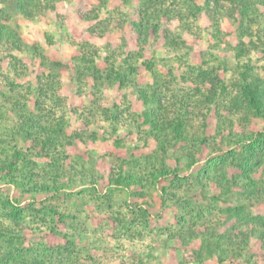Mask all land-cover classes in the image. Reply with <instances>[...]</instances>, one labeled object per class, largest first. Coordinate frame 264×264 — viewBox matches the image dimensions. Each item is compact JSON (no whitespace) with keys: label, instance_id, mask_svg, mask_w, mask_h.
<instances>
[{"label":"rangeland","instance_id":"1","mask_svg":"<svg viewBox=\"0 0 264 264\" xmlns=\"http://www.w3.org/2000/svg\"><path fill=\"white\" fill-rule=\"evenodd\" d=\"M172 1L174 0L166 1L167 5L170 4V8L173 5ZM182 1L173 2L182 7V14H169L168 18L161 17L158 33L149 31L146 43L141 45L137 43V36L132 27V23L140 21L138 0H59L54 3L53 10H45L30 20L20 15H10L8 26L16 31L22 44L29 48L11 53L21 62L17 66L18 75L7 66L6 61L1 64L0 75L22 86L30 84L35 88L38 86L39 76L44 80L49 74L47 69L40 66L39 55L44 57L46 63L64 64V67L54 72L57 78L53 80V92L45 99L44 107L46 110L51 108L56 119L62 118L66 124L67 135H79V138L72 139L73 143L66 148V151L71 163H76L77 156L83 157L84 160H93L95 176L102 177V180H98L99 192L95 198L100 195L103 197L109 191L105 189L108 176L117 173L119 159L131 160L133 157H140V162L142 163L143 160L144 165H146L145 160L148 161L149 168L150 165H158L160 160L155 156L156 143L144 133L148 127L140 126V120H135L133 117L142 112V105L134 94L133 86L95 84L91 77L76 76L75 58L80 55V46L84 42L94 47L87 49L88 52L97 50L95 63L99 69L104 70L107 67L104 62L106 57H109L116 68L122 66L126 68L128 63L136 69L135 74L130 75V79L133 78L139 88L145 89L147 95L158 86L159 93L170 105L181 96L188 98L191 111L196 107L195 103L199 102L200 97L195 85L198 83L196 78L198 70L213 68L223 84L229 87L232 95L235 90L231 85L235 79H238L239 72L243 70L245 64L252 68L254 77L264 82V51H262L264 47L261 44V40L264 42V7H258L259 16L253 18L251 25L244 21L241 30L248 28L247 32L252 34V41L257 42L259 47L257 50H249L246 52L248 54L245 52L243 54L239 42L248 44L250 37L239 36L236 22L239 14L238 11L232 10V3L229 0H219V2L194 0L204 10L197 19L187 14ZM96 15L97 20L84 19V17L95 18ZM208 15L214 18L217 27L213 25ZM92 26L97 28V35L103 34L102 37L88 33ZM216 30H219L218 34ZM164 33H168L169 37L177 42H184L186 46L177 49L167 47L163 38ZM32 46H37L36 52L31 49ZM238 49L242 54L240 58L235 55ZM6 54L8 52L0 48V56ZM87 58L89 59L88 56ZM125 59H128L127 63ZM149 62L152 65H149ZM144 65L150 67L146 69ZM82 67L83 65L80 68ZM190 67L193 68V73ZM183 77L186 80H183ZM5 83L6 80L0 78V88ZM200 90L206 92L205 86ZM50 97L52 99H49ZM29 99V109L32 110L34 97L30 94ZM211 108L212 111L207 115L204 108L195 109L192 122L196 130L203 117H206L207 136H214L216 133L217 118L214 106ZM112 109L118 112L119 117L115 126L107 119L109 118L107 110ZM220 114L225 118L227 125L224 128V135L227 134L230 122L234 133H240L242 125H245L248 133L264 131L263 118L245 115L242 112L240 115L243 124L240 125L238 115H230L225 110H221ZM41 120L52 122V119L44 114ZM215 139L219 142L221 137ZM208 153L207 149H204L201 155H197L199 162L186 170L185 175H196L207 163ZM169 154L166 163L173 167L175 163L171 157L172 152ZM152 155L154 157L149 158ZM70 160L65 163L70 164ZM36 162L43 165L46 160L37 159ZM180 165H185L184 159ZM130 169L135 170L132 169V165L123 167L124 171ZM227 171L229 174L237 172L231 167H228ZM251 177L257 182V192L242 195L233 193L218 200L214 214L209 218L213 220L215 227L224 230L231 226L230 222H223L225 216L219 211L226 206L234 205L238 200H250L251 205L247 210L255 216H264V158L259 167L252 172ZM210 185L211 191L208 192V197L219 192L213 184ZM0 191L4 197L18 203L20 207H26L28 204L38 207L40 202H45L68 215L66 219L68 225H63L56 217L53 221L45 218L44 222L41 220V215L25 212L26 214L19 221L28 228L24 231L25 245L33 244L36 250L44 249V246L56 247L65 244L60 234H67L75 245L77 264H185L184 262L193 258L196 245H182L177 233L176 208L171 207V202H168L166 208L159 207V189L147 192L144 199L132 198L127 192L116 191L112 195V209L107 210L106 204L100 201L101 199L98 200L100 212L96 211L95 203L91 201L94 195L89 192H82L79 196L68 200L62 197L49 200L44 194L30 195L3 185H0ZM72 192L74 195L77 190L72 189ZM190 197L196 199L199 195L195 193ZM208 199L209 202H213ZM135 203L149 210L151 216L146 222L136 218L135 208L132 207ZM148 204L151 206L148 207ZM76 216L78 219H72ZM114 217L123 218L124 224L112 221ZM9 218L13 220L12 217ZM0 219L9 221L4 213L0 214ZM251 228L254 227L241 225V230L244 232H248ZM52 229L56 230L55 233H52ZM255 229L264 232V227ZM248 259H250L249 263ZM239 264H264V249L261 248L256 236L250 237L247 254L243 255Z\"/></svg>","mask_w":264,"mask_h":264},{"label":"trees","instance_id":"2","mask_svg":"<svg viewBox=\"0 0 264 264\" xmlns=\"http://www.w3.org/2000/svg\"><path fill=\"white\" fill-rule=\"evenodd\" d=\"M58 1L0 0L2 6L0 8V48L8 52L6 56H0V69L1 64L6 61L7 66L18 75L17 66L21 62L11 53L29 48L22 44L16 31L8 26L10 15H20L30 20L45 10H53L54 3ZM138 1L140 21L132 23V27L137 36V43L140 45L146 43L149 31L158 33L161 17L168 18L169 14H182V7L174 4L175 0L171 2L172 8L169 7L170 4H166L167 0ZM229 1L232 3L233 9H231L238 11L239 14V19L236 21L239 36L250 37L248 44L239 42L240 49L243 50V54L251 49L257 50L259 46L257 42L252 41V34L247 32L248 28L243 31L241 28L244 26V21L251 25L253 18L259 16L258 7H264V0ZM182 3L187 14L196 19L204 11L203 7L197 5L194 0H183ZM96 17L97 15L95 18L84 17V19L93 21V19L97 20ZM209 19L215 27L218 26L216 21H213L214 18L209 16ZM149 22L152 26H149ZM216 32L218 34L219 30ZM88 33L97 35V28L92 26ZM102 35L100 33L97 36L102 37ZM169 36L168 33H164L163 36L167 47L177 49L186 46L184 42H177ZM261 44L264 47L262 40ZM92 47L88 42L80 46V55L75 58L76 76L91 77L95 84L133 86L134 94L142 105V112L133 117L135 120H140V126L148 127L144 133L156 143L155 156L157 160H160L159 164L150 165L149 168L145 157L143 159L146 165L143 160L142 163L140 162V157H133L131 160L119 159L117 173L108 176L105 189L109 191L103 197L100 195L95 198L99 192L98 180H102V177L95 176L93 160H84L83 157L77 156L76 163H71V158L66 151V148L72 145V139L79 138V135H67L66 124L62 118L56 119L52 109L46 110L44 107L45 99L53 92V80L57 78L54 72L64 67V64L46 63L44 57L39 55L40 66L47 69L49 74L44 80L39 76L38 86L35 88L30 84L22 86L0 75V78L6 80L0 88V185L13 187L30 195L44 194L49 200L61 197L68 200L79 196L82 192H89L94 195L91 201H94L97 212L101 211L97 203L99 199L106 204L107 210L112 209V195L116 191L127 192L132 198L144 199L147 192L159 189V207L166 208L168 202H171V207L176 208L177 233L182 245H196L192 260L184 262L185 264H239V260L245 253L247 254L251 236H256L261 243V248L264 249V232L255 229L264 227V216H255L247 210V207L251 205L250 200H238L234 202V205L220 209L219 213L225 216L223 222L231 223V226L224 230L218 229L213 220H209L214 214L217 201L222 200L223 196L257 192V182L251 174L264 158V131L246 132L240 114L244 112L245 115L264 119V82L254 77L252 68L245 64L243 70L239 72L238 79H235L231 85V88L235 90L232 95L229 87L223 84L224 82L218 74L214 73L213 68L198 70L196 77L198 83L195 85L200 97L199 102L195 103L196 107L191 111L188 98L181 96L175 99L173 105H170L159 93L158 86L152 89L150 95H147L145 89L139 88L133 78L130 79V75H134L136 69L127 63L128 59H125L126 68L123 66L116 68L109 57H106L104 62L107 67L104 70L99 69L95 63L97 50H93L92 53L87 51L89 48H94ZM31 49L36 52L38 48L32 46ZM240 49L236 51L237 58L242 57ZM150 64L152 65L149 62ZM81 65H83L82 68H80ZM149 65L144 66L148 69ZM189 69L193 73V68ZM45 79H47L46 82ZM182 79L186 80L185 77ZM203 85L206 92L200 90L204 87ZM30 94L34 97L32 110L29 109ZM212 106L217 118L216 133L214 136H207L206 117H203V121L196 130L192 122L195 109L204 108L207 115L212 111ZM221 110L227 111L230 115H238V122L242 125L240 133L233 132L230 122L227 134L224 135V128L227 125L225 118L220 114ZM107 113H109L108 121L115 126L119 121L118 112L112 109L107 110ZM43 114L50 117L52 122L41 120ZM215 137H221L220 141L217 142ZM204 149L209 152L205 166L196 175H185L186 170L199 162L197 155H201ZM170 152L175 163L173 167L166 163ZM153 157L154 155L149 158ZM37 159H45L46 162L40 165L36 162ZM183 159L185 165L181 166ZM67 160H70V164L65 163ZM124 165H132V169L135 170L124 171ZM228 167L237 172L229 174ZM210 184H213L219 192L208 197V192L211 191ZM72 189L77 190V195H73ZM195 193L199 195V198L190 197ZM208 198L213 202H209ZM150 206L151 204H148V207ZM132 207L135 208L134 214L136 213L137 219L146 222L151 216L149 210L141 204L135 203ZM25 212L41 215L42 221L46 220L45 218L53 221L56 217L63 225H68L66 224L68 215L45 202H40L38 207L34 204L20 207L18 203L4 197L0 191V214L4 213L10 221L5 222L0 219V264L78 263L75 245L67 234H60L65 240V244L60 246H44V249L39 250H36L33 244L26 246L24 231L28 228L19 222L26 214ZM72 219H78V217H72ZM112 221L124 224L123 218L114 217ZM241 225L254 228L244 232L241 230ZM51 231L55 233L56 230ZM55 253L56 256H54ZM249 261L250 259L248 263Z\"/></svg>","mask_w":264,"mask_h":264}]
</instances>
